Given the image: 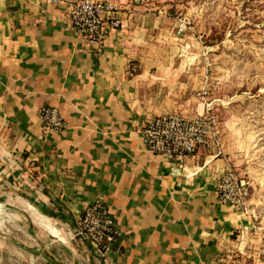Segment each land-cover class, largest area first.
<instances>
[{"label":"crops","instance_id":"1","mask_svg":"<svg viewBox=\"0 0 264 264\" xmlns=\"http://www.w3.org/2000/svg\"><path fill=\"white\" fill-rule=\"evenodd\" d=\"M69 7L67 0H0L4 260L264 264L261 240L246 231L252 221L218 199L227 162L239 165L229 145L182 159L143 145L141 129L152 116L204 108L165 18L118 8L123 26L107 28L92 46L70 27ZM43 106L58 108L67 127L44 132ZM97 199L118 230L106 258L79 231L85 207Z\"/></svg>","mask_w":264,"mask_h":264},{"label":"rangeland","instance_id":"2","mask_svg":"<svg viewBox=\"0 0 264 264\" xmlns=\"http://www.w3.org/2000/svg\"><path fill=\"white\" fill-rule=\"evenodd\" d=\"M111 1L127 14L165 18L178 58L199 81L197 95L217 115L222 145L251 182L254 235L264 237V0ZM6 220L0 209V264H16L4 260Z\"/></svg>","mask_w":264,"mask_h":264},{"label":"built area","instance_id":"3","mask_svg":"<svg viewBox=\"0 0 264 264\" xmlns=\"http://www.w3.org/2000/svg\"><path fill=\"white\" fill-rule=\"evenodd\" d=\"M58 3L65 0H47ZM68 21L70 27L90 45H99L107 28H121L122 15L111 0H67ZM39 118L44 132L61 131L67 123L58 108L43 106ZM142 142L146 149L182 159L192 155L200 147L221 148L222 134L217 115L206 103L203 111L185 114L171 111L160 113L149 118L141 129ZM216 192L221 203L235 207L239 213L248 217L251 227L248 232L257 234L256 211L251 199L252 185L250 180L230 161L219 175ZM79 231L93 246L94 251L106 258L117 243L118 230L115 219L101 199L90 202L79 219ZM243 232L238 237L243 242ZM261 246L258 256L264 257V237H259ZM117 251V250H116Z\"/></svg>","mask_w":264,"mask_h":264},{"label":"bare ground","instance_id":"4","mask_svg":"<svg viewBox=\"0 0 264 264\" xmlns=\"http://www.w3.org/2000/svg\"><path fill=\"white\" fill-rule=\"evenodd\" d=\"M40 223H41V220H40ZM41 224H43V223H41ZM44 225V224H43Z\"/></svg>","mask_w":264,"mask_h":264}]
</instances>
